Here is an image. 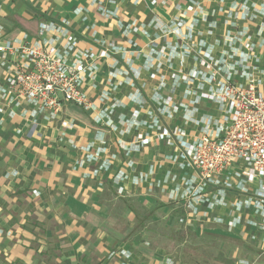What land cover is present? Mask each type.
<instances>
[{
    "label": "crops",
    "instance_id": "obj_1",
    "mask_svg": "<svg viewBox=\"0 0 264 264\" xmlns=\"http://www.w3.org/2000/svg\"><path fill=\"white\" fill-rule=\"evenodd\" d=\"M0 26L15 47L75 38L89 101L35 114L0 53V264H181L187 246L264 264V208L240 187L195 194L198 173L159 137L218 130L212 74L264 92V0H0Z\"/></svg>",
    "mask_w": 264,
    "mask_h": 264
},
{
    "label": "built area",
    "instance_id": "obj_2",
    "mask_svg": "<svg viewBox=\"0 0 264 264\" xmlns=\"http://www.w3.org/2000/svg\"><path fill=\"white\" fill-rule=\"evenodd\" d=\"M48 25L42 23L41 31ZM177 26L180 28L182 22ZM76 47L75 38H69L63 48L48 40L24 43L19 47L12 42L0 43V53L10 52L17 56L10 86L35 107V114L52 116L65 103L89 107L82 90L84 54L77 52ZM101 54L104 56L107 52ZM206 81L214 88L204 95L222 105L224 121L218 130L210 131L212 121L209 119L204 132L192 143L178 126L161 128L159 137H174L180 148L179 158L198 173L200 188L195 194L208 185L240 187L245 192L242 196L246 202L254 201L261 211L264 208V92L257 90L254 83L221 81L216 74ZM140 139L142 144L149 142L146 137ZM238 166L241 168L237 171ZM236 177L240 178L237 183Z\"/></svg>",
    "mask_w": 264,
    "mask_h": 264
},
{
    "label": "rangeland",
    "instance_id": "obj_3",
    "mask_svg": "<svg viewBox=\"0 0 264 264\" xmlns=\"http://www.w3.org/2000/svg\"><path fill=\"white\" fill-rule=\"evenodd\" d=\"M178 251L181 264H224L219 259L216 248L196 249L193 246H187Z\"/></svg>",
    "mask_w": 264,
    "mask_h": 264
}]
</instances>
